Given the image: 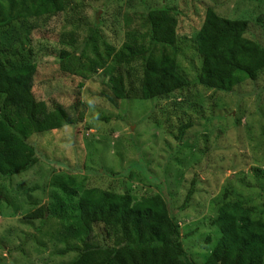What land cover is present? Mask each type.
<instances>
[{
  "label": "rangeland",
  "instance_id": "rangeland-1",
  "mask_svg": "<svg viewBox=\"0 0 264 264\" xmlns=\"http://www.w3.org/2000/svg\"><path fill=\"white\" fill-rule=\"evenodd\" d=\"M162 7L179 15L177 64L189 81L184 90L152 101H118L104 73L82 79L61 70L59 53L80 50L95 26L118 52L127 32L140 29V16ZM208 8L248 21L246 37L264 46V0H74L61 14L25 23L20 39L35 53V98L50 110L66 109L80 123L31 136L39 163L0 177V264H67L75 257L58 254L66 244L79 245L64 242L58 220H46L39 232L41 222L26 219L53 202L55 184L67 177L84 189L162 196L197 264H205L221 238L213 221L223 203L242 201L264 222V72L232 93L198 83L203 60L196 38ZM143 58L126 53L120 72L138 83ZM192 185L195 194L183 210ZM102 232L96 227L84 238L99 243Z\"/></svg>",
  "mask_w": 264,
  "mask_h": 264
},
{
  "label": "trees",
  "instance_id": "trees-1",
  "mask_svg": "<svg viewBox=\"0 0 264 264\" xmlns=\"http://www.w3.org/2000/svg\"><path fill=\"white\" fill-rule=\"evenodd\" d=\"M73 1L0 0L1 178L21 175L39 163L29 143L31 136L80 123L66 109L50 110L35 98V53L20 39L27 21L61 14ZM178 16L169 7L147 11L140 16V29L127 32L126 44L118 52L95 26L80 50L59 53L60 68L82 79L104 73L118 101L146 102L184 90L189 81L178 70ZM248 26V21L224 18L213 8L206 10L196 38L203 60L198 77L202 87L232 93L246 81L258 80L264 72V46L246 37ZM126 53L144 57L138 83L120 72ZM190 128V123L181 127L177 139L182 140ZM55 186L59 193L52 195L53 202L34 209L26 219L40 221L39 232L46 220H58L64 228V242L79 240V245L66 244L58 253H75L67 264H197L184 249L179 225L162 196L136 199L99 188L84 189L69 177ZM194 194L192 185L183 210ZM213 224L221 238L205 264H264V222L256 218L254 208L242 201L225 202ZM96 227L103 228L99 243L84 238Z\"/></svg>",
  "mask_w": 264,
  "mask_h": 264
}]
</instances>
